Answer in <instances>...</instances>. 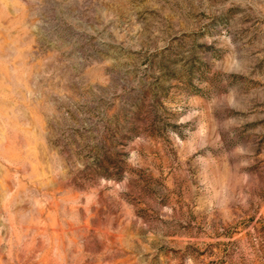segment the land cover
Segmentation results:
<instances>
[{"label":"rangeland","instance_id":"obj_1","mask_svg":"<svg viewBox=\"0 0 264 264\" xmlns=\"http://www.w3.org/2000/svg\"><path fill=\"white\" fill-rule=\"evenodd\" d=\"M0 264H264V0H0Z\"/></svg>","mask_w":264,"mask_h":264}]
</instances>
